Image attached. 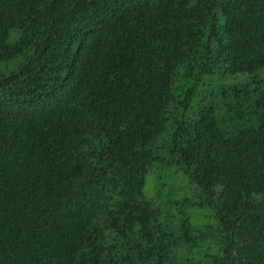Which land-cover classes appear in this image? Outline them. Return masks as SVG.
I'll return each instance as SVG.
<instances>
[{
  "label": "trees",
  "instance_id": "1",
  "mask_svg": "<svg viewBox=\"0 0 264 264\" xmlns=\"http://www.w3.org/2000/svg\"><path fill=\"white\" fill-rule=\"evenodd\" d=\"M263 71L264 0H0V264H264Z\"/></svg>",
  "mask_w": 264,
  "mask_h": 264
},
{
  "label": "rangeland",
  "instance_id": "2",
  "mask_svg": "<svg viewBox=\"0 0 264 264\" xmlns=\"http://www.w3.org/2000/svg\"><path fill=\"white\" fill-rule=\"evenodd\" d=\"M262 76L264 71L260 73ZM250 76L248 74H239L235 77H227L221 80V82L229 87L233 85H240L249 81ZM150 179V177H149ZM146 191L149 192V184H147ZM186 212L191 214L192 219L195 223H204L208 221L209 215L208 210L198 211L193 207L187 208Z\"/></svg>",
  "mask_w": 264,
  "mask_h": 264
}]
</instances>
